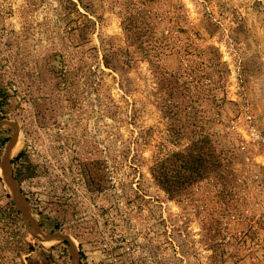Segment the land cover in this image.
Wrapping results in <instances>:
<instances>
[{"label": "rangeland", "instance_id": "rangeland-1", "mask_svg": "<svg viewBox=\"0 0 264 264\" xmlns=\"http://www.w3.org/2000/svg\"><path fill=\"white\" fill-rule=\"evenodd\" d=\"M167 1L183 5L192 26L202 30L206 17L218 26L215 37L198 42L219 48L229 69L225 94L238 104L234 126L252 149L254 162L264 166V0ZM60 4L0 0V59L23 60L21 75L5 82H11L18 106L8 116L19 132L11 159L24 152L34 169L19 184L29 216L44 232L58 224V231L75 242L80 264H115L121 255L138 264H206L209 252L200 243L198 221L170 200L150 174L159 152L174 147L167 140L166 121L157 107L160 94L148 66L140 62L120 75L87 53V63L75 67L74 107L54 94L42 65L53 50L67 55ZM100 14L85 49L122 34L115 14L108 9ZM30 70L33 79L24 75ZM1 130L7 142L0 147V160L12 136L8 128ZM22 162H14L11 170ZM88 172L96 174L100 189L88 184ZM0 179L2 206L9 190ZM15 229L0 224L1 264L9 259L21 264L5 247V239H16ZM17 231L24 232L26 241L38 242L23 221Z\"/></svg>", "mask_w": 264, "mask_h": 264}, {"label": "trees", "instance_id": "trees-1", "mask_svg": "<svg viewBox=\"0 0 264 264\" xmlns=\"http://www.w3.org/2000/svg\"><path fill=\"white\" fill-rule=\"evenodd\" d=\"M60 6L67 55L53 50L42 65L54 94L74 107L75 67L87 63L84 54H94L104 68L120 75L144 62L156 81L157 107L174 147L159 152L149 168L156 186L198 221L200 243L209 252L206 264H264V166L254 162L252 149L234 126L238 104L225 94L229 69L219 48L198 42L215 37L218 26L207 17L202 30L190 25L183 5L167 0H61ZM106 9L120 20L121 36L85 49ZM18 60L0 59V119L18 107L11 82H5L21 75L23 60ZM24 75L33 79L35 71ZM6 142L0 138V147ZM21 159L22 166L12 170L19 184L34 171L24 152L10 163ZM86 178L96 189L102 187L95 173ZM4 198L0 224L12 231L22 224L21 213L7 192ZM16 229V239H5V247L21 264H69L66 242L45 248L26 241ZM58 230L54 225L52 231ZM115 264L138 263L121 255Z\"/></svg>", "mask_w": 264, "mask_h": 264}, {"label": "water", "instance_id": "water-1", "mask_svg": "<svg viewBox=\"0 0 264 264\" xmlns=\"http://www.w3.org/2000/svg\"><path fill=\"white\" fill-rule=\"evenodd\" d=\"M1 128L10 129L12 131V136L8 141L5 152L0 160V175L3 182L8 187L9 195L11 196L15 207L21 213V219L26 226L28 235L41 244L66 242L67 251L70 257L69 264H80L79 252L76 249L75 242L70 238V236L61 231L44 232L39 223L33 221L29 216L27 201L20 191L19 183L13 178L10 163L12 158L11 148L14 146L19 133L18 126L16 122L11 120L0 119V129Z\"/></svg>", "mask_w": 264, "mask_h": 264}, {"label": "bare ground", "instance_id": "bare-ground-1", "mask_svg": "<svg viewBox=\"0 0 264 264\" xmlns=\"http://www.w3.org/2000/svg\"><path fill=\"white\" fill-rule=\"evenodd\" d=\"M46 244H48V243H46Z\"/></svg>", "mask_w": 264, "mask_h": 264}]
</instances>
